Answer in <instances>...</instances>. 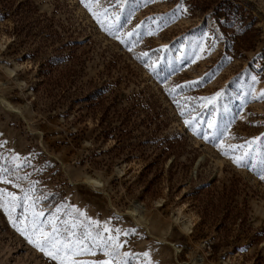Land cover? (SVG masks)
Segmentation results:
<instances>
[{"label":"rangeland","instance_id":"rangeland-1","mask_svg":"<svg viewBox=\"0 0 264 264\" xmlns=\"http://www.w3.org/2000/svg\"><path fill=\"white\" fill-rule=\"evenodd\" d=\"M85 2L0 0V167L12 181L0 188L23 197L32 187L42 219L59 208L61 226L83 219L75 208L85 223L134 229L120 237L132 255L112 264H148L144 252L150 264H264V180L197 136L173 99L206 127L212 110L199 98L227 90L222 145L264 137V100L247 95L252 76L264 91V0H100L93 10L125 44ZM176 85L187 87L170 94ZM0 264H55L3 209Z\"/></svg>","mask_w":264,"mask_h":264},{"label":"snow or ice","instance_id":"snow-or-ice-1","mask_svg":"<svg viewBox=\"0 0 264 264\" xmlns=\"http://www.w3.org/2000/svg\"><path fill=\"white\" fill-rule=\"evenodd\" d=\"M100 0H87L85 2V7L92 13L93 17L97 19V22L100 23L101 27L105 28V31L108 32L110 36H116L117 39H120L122 44H125L126 41L117 35L111 27H105L104 20L101 19L97 11L93 10L96 5H99ZM117 4L123 8L125 5H128L130 8L135 4V0H117ZM101 13L104 14V19H107V8H102ZM131 11L129 16H131ZM116 20H120L119 14H116ZM118 26V25H114ZM138 34V33H137ZM149 34H153L149 32ZM129 37L133 35L132 32L127 33ZM131 50V46L129 47ZM144 56H147L148 53H143ZM139 58V57H137ZM151 67V70L156 74L160 75L162 72L167 71L165 65H161L159 69L155 66V62L151 65H146ZM252 84L249 85L250 92L247 95L250 96L253 100H264V91L257 94L254 90V85L257 83L255 76L251 77ZM187 85H176L174 88L169 89V93H176V89H183ZM174 102L177 107L180 109V115L185 117L184 123L188 125L191 130L197 135L200 136L205 141L211 140L215 145L220 148L222 154L232 160L234 164L238 167L251 168L256 171L261 180H264V137H254L250 140L245 141L242 144H229L226 147L222 145L224 138V131L218 126L216 122V114L220 113L222 115H227L230 111L228 106V92L227 90H220L214 93L210 97H200L199 100L203 101V104H200L199 107L203 108L206 106H211L212 110V119L206 122L201 121L195 116H192L189 119L185 114V105L188 103L185 101L184 104L181 103L180 99L176 95L173 96ZM195 111V109H189L188 113ZM211 130V136L209 131ZM235 139V137H233ZM13 161L20 160L19 156H14ZM258 161V163H257ZM27 162V161H25ZM19 168V165H16ZM5 173H8V169L0 167V182L10 184L11 180L7 179ZM27 177H18V179H26ZM14 187L19 188V184L13 185ZM34 189L30 187L27 191H24L23 197L16 195L14 192H10L7 189L0 188V209H3L4 213L8 215L9 220L12 222L13 227L33 244L40 252H42L46 257L55 264H112L113 259L119 261L120 257L131 256V253L124 252L121 253L125 244L129 243L128 239L120 240L121 236L126 238L135 235V230H122L120 228H109L107 222L101 227L99 221H89L85 223L88 218L85 213L79 211V209H72V213H76L79 217H83L82 220H77L76 216H73L72 219L64 220L61 224L58 223L59 217L58 213L60 209L56 210L55 214L49 215L46 219L44 218L45 214L42 210H36V200L32 199L29 195ZM23 191V190H22ZM23 201V202H22ZM31 201V203H28ZM17 208H22L23 213L19 215L17 222L16 219H13V213ZM31 210V218L28 224H25L24 221L28 219L27 213ZM68 213V215H72ZM20 225H23L20 226ZM46 228H50L49 231H45ZM93 229H96L94 232ZM104 233H108L107 236ZM115 233V235H113ZM100 252L108 259L106 260H86V259H77L78 257L86 256H96ZM143 257L147 258L148 264H150V253L144 252L141 254ZM120 264H128V260L125 259Z\"/></svg>","mask_w":264,"mask_h":264},{"label":"bare ground","instance_id":"bare-ground-1","mask_svg":"<svg viewBox=\"0 0 264 264\" xmlns=\"http://www.w3.org/2000/svg\"><path fill=\"white\" fill-rule=\"evenodd\" d=\"M14 109V108H13ZM15 110V109H14ZM89 182H93V181H91V180H89ZM96 183H98V182H96ZM96 186H97V184H95ZM143 210H144V208H143V206H141L138 202H136L134 205H133V207H132V213H133V215H139L140 217H141V219H139L140 221L142 220H146L145 219V216L143 215L144 214V212H143ZM134 217V216H133ZM147 221V220H146ZM186 228H188V225H186ZM203 261V260H202ZM200 264H203V263H200Z\"/></svg>","mask_w":264,"mask_h":264},{"label":"trees","instance_id":"trees-1","mask_svg":"<svg viewBox=\"0 0 264 264\" xmlns=\"http://www.w3.org/2000/svg\"><path fill=\"white\" fill-rule=\"evenodd\" d=\"M229 7H230V5H228ZM231 7H233V8H235V9H238L236 6H231ZM221 11L219 10L218 11V14L220 13ZM225 13V20H229L230 19V14H228V12L227 11H225L224 12ZM217 17H218V15H217ZM236 21H237V18H236Z\"/></svg>","mask_w":264,"mask_h":264}]
</instances>
